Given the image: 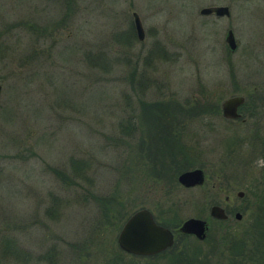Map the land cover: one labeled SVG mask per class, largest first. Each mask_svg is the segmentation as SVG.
I'll use <instances>...</instances> for the list:
<instances>
[{
  "label": "rangeland",
  "instance_id": "1",
  "mask_svg": "<svg viewBox=\"0 0 264 264\" xmlns=\"http://www.w3.org/2000/svg\"><path fill=\"white\" fill-rule=\"evenodd\" d=\"M214 5L229 16L199 13ZM133 12L143 41L129 32ZM88 54L106 57L105 70ZM131 77L148 82L138 98L190 111L179 125L202 186L155 182L115 141L127 104L137 107ZM0 86V264H115L135 210L172 203L182 221L205 219L228 196L242 219L211 220L203 245L208 264L227 263L222 238L248 230L264 186V0H0ZM234 95L253 102L225 119ZM71 159L86 162L83 177ZM102 195L122 204L104 216Z\"/></svg>",
  "mask_w": 264,
  "mask_h": 264
},
{
  "label": "trees",
  "instance_id": "2",
  "mask_svg": "<svg viewBox=\"0 0 264 264\" xmlns=\"http://www.w3.org/2000/svg\"><path fill=\"white\" fill-rule=\"evenodd\" d=\"M132 29L133 25L130 26L129 32L134 39L136 36L134 29ZM105 58L102 54L87 55L88 62L103 70H105V66H108V64H105L108 61ZM131 79L133 82L134 78L131 77ZM146 83H148L146 79L133 82V90L135 95H137V107L132 106L130 103L127 104L129 106L128 110L125 111V114L117 124L118 136L115 141L126 143V147L134 150L133 156L137 157L138 165L142 167L143 173L152 177L155 182L172 185L179 184L177 182L178 175L186 170L195 168V161L198 158V152L188 145V142L183 137V129L179 125L180 118L183 119L184 116L188 115L187 112L190 111L185 110L186 108L175 100L158 99L147 101L143 98H138L136 90L138 87L142 88L145 86L144 84ZM248 98L250 99L240 106V113L242 111L247 112L248 107L253 102L251 96H248ZM240 160L245 162L243 158ZM134 164L137 167L136 162ZM70 166L74 169L75 177L78 172V177H83L84 173L82 171L88 165L85 161L71 159ZM53 171L55 172V169ZM134 175L135 173L132 172L133 177ZM256 197L259 210L252 217L253 222L249 225L248 230L241 234L240 238L237 235L233 237L228 232H226L228 235L226 234L222 238L224 241L228 240L225 243L226 264H264V186L256 194ZM113 198L106 195L94 197L95 201L101 206L104 216L108 214L110 209L122 204L121 202L113 203ZM171 206L174 207V204H167L166 211L168 210L170 215H177ZM111 221L112 218H110ZM164 222L167 226L178 227L182 220L178 219L172 222L166 220ZM253 231H256L257 234ZM231 237L233 238L231 239ZM252 238H254V242L250 243L249 240ZM230 252L231 255H229ZM204 255L205 253L202 256L203 263L208 264Z\"/></svg>",
  "mask_w": 264,
  "mask_h": 264
},
{
  "label": "water",
  "instance_id": "3",
  "mask_svg": "<svg viewBox=\"0 0 264 264\" xmlns=\"http://www.w3.org/2000/svg\"><path fill=\"white\" fill-rule=\"evenodd\" d=\"M201 15L214 14L218 17L229 16L227 6L214 5L203 7L200 9ZM133 24L138 40H143L145 37L144 29L139 15L136 12L132 13ZM225 42L228 50L234 52L237 48L235 35L231 29H228L225 35ZM1 95V86H0ZM245 102V97L242 95H234L226 98L221 104V114L225 119L236 120L242 115L239 112L240 106ZM177 182L184 188H192L202 186L205 182L204 171L201 168H193L180 173L177 177ZM244 193L239 191L238 197H242ZM211 217L225 220L227 215L220 205H212L209 210ZM236 218L240 220L242 215L236 214ZM180 232L193 234L198 239H204L206 236L207 224L206 221L200 218L191 217L186 219L179 228ZM117 242L119 246L131 253L135 254H153L172 243L171 232L155 223L151 212L147 208H142L135 211L124 223L120 230Z\"/></svg>",
  "mask_w": 264,
  "mask_h": 264
},
{
  "label": "flooded vegetation",
  "instance_id": "4",
  "mask_svg": "<svg viewBox=\"0 0 264 264\" xmlns=\"http://www.w3.org/2000/svg\"><path fill=\"white\" fill-rule=\"evenodd\" d=\"M133 29H134V33L136 36L134 24H133ZM144 33H145V31H144ZM136 38H137V36H136ZM143 40H139V41H143ZM204 175H205V172H204ZM195 187H197V186H195ZM192 188H194V187H192ZM225 202H226L225 204L228 206L229 209H227V207H224L221 205L220 206L222 208H224V211L227 215V219L220 220V219L213 218L210 216L209 212H208V218H205V219L200 218V219L205 220L206 224H207L206 236L204 239H198L193 234H186V233L180 232L179 228L184 221H182L178 227H171V226L165 225L164 221H166V220H169V222H172L174 220L179 219L178 215H175V214L170 215L169 211L168 210L166 211L167 207L161 213H158V212L156 213L152 209L150 210L147 208L151 212L153 220L155 221V223L157 225H160V226L168 229L171 232L172 243L169 246L165 247L164 249H162L156 253H153V254H135V253L127 252V251L123 250L118 244L119 249L122 253V256H119V258H116L115 264H139V262H136L137 260L140 261V264H204L203 259H202L203 253L205 251L203 249L204 248L203 245L206 242V237H207L208 231L211 228V220L214 219L215 221L217 220V221H221V222H228L229 220H231L230 216L233 217L236 221H240L242 219L241 218L240 220H238L236 218V214L240 213L239 210H241L242 208H238V206H233V204H232V202L228 196L225 197ZM214 205H216V204H214ZM139 209H142V208H139ZM139 209H137V210H139ZM172 209L175 212L176 208L173 207ZM137 210H135V211H137ZM209 210H210V208H209ZM133 213H131L126 218V220ZM126 220H125V222H126ZM124 223H123V225H124ZM123 225H122V227H123ZM122 227H121V229H122ZM123 257H128L130 259L128 261H125V260H123ZM134 259H137V260L133 261ZM142 261H144V262H142Z\"/></svg>",
  "mask_w": 264,
  "mask_h": 264
}]
</instances>
